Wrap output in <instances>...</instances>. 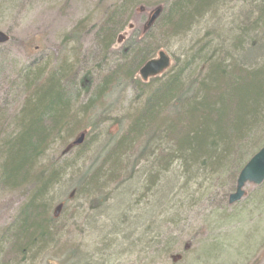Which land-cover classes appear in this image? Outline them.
<instances>
[{
	"label": "trees",
	"instance_id": "1",
	"mask_svg": "<svg viewBox=\"0 0 264 264\" xmlns=\"http://www.w3.org/2000/svg\"><path fill=\"white\" fill-rule=\"evenodd\" d=\"M232 1L236 6L231 11ZM142 4L115 2L94 29L97 49L87 57L99 59L94 69L98 78L80 74L87 59L73 50L49 71L31 65L16 71V82L26 95L11 120L0 122L2 184L9 190L27 185L33 190L24 195L14 222L0 232V264H31L41 256L48 260L54 252L65 254L62 264L105 263V248L95 251L97 260L81 256L84 246L75 234L80 222L72 215L76 209L69 216L54 217L51 205L61 187L72 183L69 197L81 199L92 212L113 195L126 201L138 192L134 186L140 181L136 205L143 198L150 202L151 196L157 206L169 205V194L175 190L177 201L164 213L172 210L178 217L190 197L208 200L214 188L215 196L226 195L222 185H235L239 171L264 145V0L164 2L154 8L162 9L154 24L144 25L111 65L115 38L130 26L137 10L144 9ZM227 17L232 20L221 22ZM85 22L76 26L72 38L86 30ZM208 22L216 24L208 27ZM192 34L196 39L185 43ZM175 41L184 43V49L173 54L170 69L148 81L136 78L148 60ZM124 80L134 88L136 105L124 117L120 134L108 135L94 159L86 157L94 138L104 132L102 125L112 118L106 97ZM0 113L7 114L5 109ZM82 134L83 143L73 146ZM71 145L61 154L71 157L60 163L58 147ZM84 158L86 166V160L79 164ZM123 185V191L113 192ZM117 207L111 211L116 213ZM68 212L66 206L62 213ZM78 212L82 217L83 211ZM137 218H128L124 225L126 216L113 217L107 227L119 236L121 228L142 227ZM156 222L155 217L145 230ZM158 233L155 245H162L157 249L167 256L172 252L170 240L164 239L166 232Z\"/></svg>",
	"mask_w": 264,
	"mask_h": 264
},
{
	"label": "rangeland",
	"instance_id": "2",
	"mask_svg": "<svg viewBox=\"0 0 264 264\" xmlns=\"http://www.w3.org/2000/svg\"><path fill=\"white\" fill-rule=\"evenodd\" d=\"M117 1L119 0H0V30L11 36L8 43L0 45L2 66L0 112L3 109L7 112L6 116L0 113V122L4 119L11 120L10 117L14 116L24 104L26 92L16 82V71L20 68L31 65L33 69H37L38 66H44L45 70L49 71L57 66L59 61L71 55L70 51L73 50L87 59L86 66L80 74L93 73L92 76L98 78L94 69L99 59H91L87 56L97 49L94 29L96 31L102 24L108 8ZM167 1L169 0H142L144 9L137 10L139 12L131 21L130 29L125 27L120 36L118 35L119 39L114 40L111 48L114 54L110 60L108 59L111 65L115 64L117 57H121L131 38H134L136 33L141 34L152 10ZM235 6L236 3L232 1L229 7L231 11ZM231 20L232 17H227L221 22ZM81 21H86L83 23L85 26L87 24L86 30H83L76 38H72L73 30ZM216 22H212L213 24L208 22V25H205L211 27ZM195 39L196 37L192 34L185 43ZM183 44L175 41L170 49H167L173 61V54L179 55L184 49H181ZM136 78H139L138 73ZM133 89L130 82L121 81L115 87L114 93L106 97V101L102 100L105 104H111L110 117L112 118L104 126L102 125L100 130L104 132L98 135L95 133L97 136L89 145V154L86 157L94 159L105 143H108V135L117 136L125 127L124 117L129 109L136 105V94ZM11 113L13 114L8 116ZM87 130L90 131V129ZM78 148L74 151H78ZM63 149L64 147H58L60 154ZM52 152L51 150L47 153ZM70 157L71 154L62 156L59 161L62 163ZM85 158L79 161L80 165H84ZM86 165H88L87 160L84 166ZM179 184L182 185L183 182ZM71 185L72 183L68 187L64 186L57 190L51 207H54L58 201L65 203L64 210L67 206L69 212L66 215L62 213L60 217L69 216L68 214L76 208L75 214L72 215H74V221L78 218L80 222L78 223L80 228L75 234L79 235V244L84 246L81 256L87 254L97 260L99 255L95 251L105 248L106 250L102 253L105 259L104 264H264V184L246 185V196L232 205L228 204V198L222 199L220 195L215 196L216 188L207 198L208 200L200 199L198 195H195L184 200L186 208L178 217H174L172 210L164 213L169 205L177 201L175 190L173 194L172 192L169 194L170 199L173 200L168 202L169 205L157 206L152 196L149 199L151 203L144 202L146 198H143L145 200L139 202L142 204L136 205L137 193L140 192V181H138L134 186L138 192L132 196L128 195L126 201L121 202L119 196L113 195L102 206H96L92 212H89L87 205L81 199L69 197L73 190ZM125 186L121 188L118 186L113 192L123 191ZM222 186V192L224 189V193L229 195L234 191L236 183L228 187L226 182ZM178 197L180 198V195ZM25 199L24 193H15L3 186L0 164V232L14 222ZM114 206H118L116 213L111 211ZM78 211H83L82 217ZM124 216L127 218L124 225H128L129 219L140 217L137 218L136 224L143 226L126 230L121 228L123 232L119 236L110 233L111 229L107 226L111 224L112 218L119 217L122 220ZM155 217L157 218L155 226L145 230ZM160 231L166 232L164 239L170 240L171 254L179 256L177 262L171 260L170 253L165 256L160 249H157L162 247V245H155L158 239L156 235ZM142 234L145 235L141 241L142 245L136 248L137 240ZM0 241H2L1 235ZM64 255L62 253L58 256L54 252L48 260L41 256L31 264H62L65 261ZM1 257L0 252V262Z\"/></svg>",
	"mask_w": 264,
	"mask_h": 264
},
{
	"label": "water",
	"instance_id": "3",
	"mask_svg": "<svg viewBox=\"0 0 264 264\" xmlns=\"http://www.w3.org/2000/svg\"><path fill=\"white\" fill-rule=\"evenodd\" d=\"M162 12L161 8H157L151 14L147 26H151L155 20L160 16ZM10 40V36L0 30V45L5 44ZM171 66V57L169 54L160 50L156 58L147 61L143 67L140 69L139 73L143 80H148L150 77H155L164 73ZM84 141V134L74 140L72 145L81 144ZM72 145L69 147L71 148ZM264 182V146L258 150L246 163V165L241 170L238 180L236 192L230 195V203H234L240 200L245 195L244 187L247 184L260 185ZM61 206L55 210L56 216L59 215L61 211ZM179 256H173L174 261L177 260Z\"/></svg>",
	"mask_w": 264,
	"mask_h": 264
},
{
	"label": "bare ground",
	"instance_id": "4",
	"mask_svg": "<svg viewBox=\"0 0 264 264\" xmlns=\"http://www.w3.org/2000/svg\"><path fill=\"white\" fill-rule=\"evenodd\" d=\"M154 24V23H153ZM152 24V25H153ZM151 25V26H152ZM173 65V63L171 64V66ZM171 66L169 67V69L171 68ZM81 136V135H80ZM78 138V137H77ZM74 142V141H73ZM73 144V143H72ZM70 147V146H69ZM69 147L68 148H64L63 150H62V155L63 154H65L67 151H68V149H69ZM61 154H60V156H59V159H61L62 158V156H61ZM243 169V168H242ZM241 169V170H242ZM241 170L239 171V174H240V172H241ZM239 174H238V176H237V179H236V186H235V189H234V191L231 193V194H233V193H235L236 192V188H237V180H238V177H239ZM32 186H29V185H27V186H23V187H21V188H19V189H13V190H10V191H12V192H15V193H20V194H22V193H24V195L26 194H28L29 195V193H31L32 192ZM245 190V189H244ZM245 193H246V190H245ZM231 194H226V195H224V196H222L223 198L222 199H224V197L225 198H228V204H230V205H232V204H234V203H236V202H238V201H240V200H238V201H236V202H234V203H230V195ZM54 206V205H53ZM59 206H61L62 208V211H61V214H62V212H63V210H64V208H65V203L64 202H62V201H58V203L54 206V207H51V208H53V210H52V212H53V215H54V217L55 218H58V217H60L61 216V214L60 215H58V216H56V214H55V210L59 207ZM74 209H76V208H74Z\"/></svg>",
	"mask_w": 264,
	"mask_h": 264
}]
</instances>
